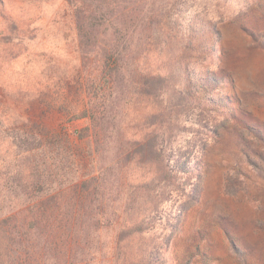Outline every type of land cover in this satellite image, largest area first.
I'll list each match as a JSON object with an SVG mask.
<instances>
[{
  "label": "rangeland",
  "instance_id": "1",
  "mask_svg": "<svg viewBox=\"0 0 264 264\" xmlns=\"http://www.w3.org/2000/svg\"><path fill=\"white\" fill-rule=\"evenodd\" d=\"M129 1L144 10L142 17L147 13L144 24L154 30L148 37L151 56L142 58V66L158 76L143 99H129L145 39L130 27L120 78L106 108L108 137L96 153L91 136L77 139L75 132L89 126L87 117L77 116L87 105L84 76L97 48L89 57L82 52L71 5L0 0L1 210L21 215L30 204L29 196L17 191L19 170L25 180L36 172L43 181L32 194L50 183L68 204L76 201L81 181L96 177L103 199L98 228L84 224L83 245L64 264L123 261L115 248L127 200L147 207V213L152 204L157 207L145 221L150 229L131 243L124 240L121 248H158L166 258L158 264H184L189 257L190 264H241L232 250L237 248L246 264H264V0ZM118 18L101 27H108L105 40ZM219 77L224 84L217 85ZM146 127L161 131L150 133V145L162 154L180 150L188 166L197 163L199 169L167 181L160 160L138 152L147 140L127 141ZM61 131L69 141L55 137ZM20 134L28 136L25 142L15 139ZM134 151L142 158L127 160ZM125 165L133 175L121 180ZM149 173L153 180L144 189L139 181ZM54 257L44 253L39 264H62Z\"/></svg>",
  "mask_w": 264,
  "mask_h": 264
},
{
  "label": "trees",
  "instance_id": "2",
  "mask_svg": "<svg viewBox=\"0 0 264 264\" xmlns=\"http://www.w3.org/2000/svg\"><path fill=\"white\" fill-rule=\"evenodd\" d=\"M66 1L73 10L82 52L89 57L90 53L94 52V48H97L96 52L93 53L92 63L88 66L84 76V86L88 98L87 105L77 116L87 117L89 126L76 131L75 138L83 139L86 136H91L94 150L99 153L102 142L108 137L106 108L122 71L123 53L128 47V30L131 27L133 31L139 30L141 34L144 33L143 35H145L140 47V55L136 57L137 66L129 82L128 95L133 103L139 97L143 99V92L151 80L158 76V73L151 68L142 66V58L151 56L152 49L148 37L154 35V30L149 25L148 28L146 23L144 24L143 19L147 17V13L145 12L146 15L142 17L141 14L144 13V10L135 6L132 8V3L129 0ZM126 1H128L127 4ZM113 16L119 17L120 22L109 27L111 37L109 40H105L104 35L108 27H105L104 30H101V27L106 20H110ZM7 19L11 23L15 22L13 18L8 16ZM133 21H136V24H133ZM215 80L217 85L224 84L223 77ZM142 108L144 109L145 105ZM143 109L140 112L143 113ZM150 111L156 114L158 110L152 107ZM155 129L140 128L139 131H143L141 136H128L127 141L131 142L129 140L131 139V145L140 144V141L145 142ZM155 132L160 133L161 131L158 129ZM67 136L65 131H61L55 137L59 140L66 138L69 141ZM27 137L26 134L23 136L20 134L15 139L24 138L23 141L25 142ZM148 140L142 143L138 152L141 155L148 152L154 154L162 163L160 173L167 181H173L177 174L184 175L199 169L197 163H194V167L190 168L188 158L184 157L180 150L173 155L172 150L168 154H162L154 145H150ZM140 154L134 151L127 153L126 157L127 160L131 156L135 159L137 157L142 158ZM133 170L132 166H122L120 169L121 180L130 178L133 175ZM150 175V173L141 175L140 187L145 189L148 182L153 180ZM14 178L19 181L17 191H20L18 193L28 195L31 201L26 208L22 209L21 215L2 211L0 208V264H39L44 259V253L48 252L52 253L53 256L54 253L57 254L58 257H54V259L57 258L59 261L57 263L64 264L70 258L72 251L82 247L81 234H83L82 229L85 230L84 224L87 227H94L93 229L98 228L99 205L102 204L103 199L99 196L101 191L100 186L97 185V178L90 177L81 181L76 186V201L69 204L63 201L62 195L58 193L59 190H51V184L48 182L45 183L48 185L37 189L36 195L32 194L35 185H43V181L36 172H30V176L25 180L22 171L19 170L15 173ZM196 188L197 185L194 189L192 188L193 191L188 194L187 200L193 197ZM4 191L5 189L0 188V195ZM147 203L142 202L141 204ZM187 204L188 201L186 200L180 204V210L173 216L175 220L179 219ZM156 207V204H152L153 210ZM146 208L138 209L135 207L134 200H127L120 210V216H118L120 245L119 248H115L118 254L124 256L120 264H158L163 263L166 259L163 255L158 254V248H121V243L124 240L128 239V243H131V239L135 238L134 236L142 235L147 229H150L145 226V221L150 219L152 209L147 213ZM232 250L238 261L241 264H246L242 252L237 248H232ZM52 259L53 257L50 260ZM191 259L192 257L187 258L184 264H190Z\"/></svg>",
  "mask_w": 264,
  "mask_h": 264
}]
</instances>
